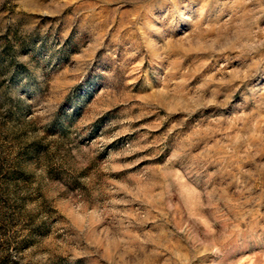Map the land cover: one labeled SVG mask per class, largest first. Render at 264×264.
<instances>
[{"label": "rangeland", "instance_id": "374dc122", "mask_svg": "<svg viewBox=\"0 0 264 264\" xmlns=\"http://www.w3.org/2000/svg\"><path fill=\"white\" fill-rule=\"evenodd\" d=\"M0 264H264V0H0Z\"/></svg>", "mask_w": 264, "mask_h": 264}]
</instances>
